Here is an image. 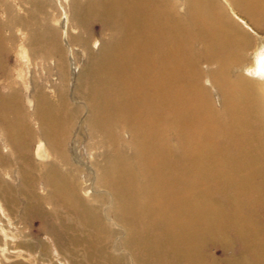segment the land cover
Returning a JSON list of instances; mask_svg holds the SVG:
<instances>
[{"label": "bare ground", "instance_id": "6f19581e", "mask_svg": "<svg viewBox=\"0 0 264 264\" xmlns=\"http://www.w3.org/2000/svg\"><path fill=\"white\" fill-rule=\"evenodd\" d=\"M70 5L61 36L43 5L29 14L36 26L0 22V77L11 78L4 32L20 28L60 81L27 99L10 82L0 97V129L28 164L16 188L0 178V214L4 201L18 223L37 216L68 264H264V38L229 13L254 19L264 0ZM80 50L81 71L70 62ZM13 230L2 232L23 239L17 249L44 252ZM211 243L224 259L204 253Z\"/></svg>", "mask_w": 264, "mask_h": 264}, {"label": "rangeland", "instance_id": "374dc122", "mask_svg": "<svg viewBox=\"0 0 264 264\" xmlns=\"http://www.w3.org/2000/svg\"><path fill=\"white\" fill-rule=\"evenodd\" d=\"M36 5H43L46 7L44 12L45 16H42V18L46 19V21H48L51 26H57L56 28L59 30L60 36L63 33V30H61L58 26L60 23H63L64 21L67 27L71 26L73 15L70 0H0V22L6 23L10 22L14 17H22L23 19L26 18L25 20L30 21L33 26H36L35 22L31 18L29 19V14L34 11ZM7 7L11 9L10 12L6 10ZM229 13L231 14V17L236 22H238L240 26H242L244 30H246L252 37L253 33L250 32V29L260 37L264 38V14L261 13L253 19L240 12H236L237 16L232 10H230ZM242 21L248 24L249 29L243 25ZM21 31L22 30L20 28H14L12 34L8 30L4 32V37L6 40H10L8 41L10 53L7 54V57H5L4 65L10 73L11 78H8L7 75L0 77V97L10 96V90L8 88L10 82H14L15 87L19 89L20 92H22L23 97H26V99L30 96V94H32L31 92L32 88H34V84L44 82L50 86L52 84L58 85L60 82L58 78L59 72H57L52 60L43 62L42 60L36 59L34 56H32V53L28 52V49L24 48L26 42V33L22 35ZM71 32L73 35L79 34L78 29H72ZM13 36H15V39L14 42H11V38ZM92 36L95 40L101 39L99 32H94ZM75 49L78 48L75 47ZM255 49L256 47L254 44L250 49V57L252 56ZM77 53L80 57V63L77 62V59H73V56L72 59L70 58V62L72 63L73 67L78 66L79 71H81L87 61V58L81 50ZM251 61L252 59L250 58V61L247 63L245 62L246 67H250L249 65ZM27 108L29 110V114H32L33 109L29 106H27ZM29 121L32 122V127L34 128L36 134V143L40 138V134L37 126L34 124L35 122L33 121L32 117H29ZM0 147L2 155L6 156L9 161L7 167L2 166L0 163L1 181L16 188L19 186V181L22 179L20 174L21 170H26L28 164L25 160L17 157L18 153L14 150L13 146H11L6 141L4 132L1 129ZM30 150L34 156L36 152V144L32 145ZM50 158L53 160L51 155ZM2 204L3 208L5 209V215L2 213L0 214V217L2 218L0 219V243L1 247H4L5 241L9 240L6 242L7 246H5V248L7 247V249H9L12 253H7V255H4L1 253L0 249V264H68L67 261H64L62 256H60L61 254L57 252L54 239L52 240V238L46 234L45 224H43V222H41L37 216L32 213L24 214L23 221L18 223L16 218L21 215V211L15 210L10 206H6L4 201H2ZM44 208V210H46V208L50 209L48 206ZM259 216L260 219H262L261 222L264 226V210L260 212ZM15 228L20 229L27 235V241L26 239L24 240L27 243L29 242L36 244L38 242H43L45 244L44 252L42 251L41 246L38 245L36 247L34 246L36 248L33 252L34 254L32 252L28 253V247L17 249L16 244L20 243L21 241L23 242V239L6 238V235L2 232L4 229L9 234H14L13 229ZM213 246L214 244L212 243L208 244L204 250V253H206L208 256H212L211 258L224 259V257H222L224 254L223 248L220 249L221 251H213L211 250ZM234 248L236 249V247ZM235 252H233V254Z\"/></svg>", "mask_w": 264, "mask_h": 264}]
</instances>
